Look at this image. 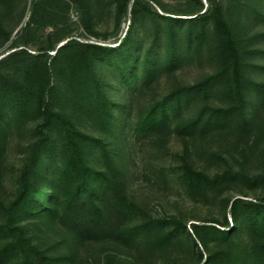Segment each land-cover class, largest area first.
Returning a JSON list of instances; mask_svg holds the SVG:
<instances>
[{
  "label": "trees",
  "instance_id": "1",
  "mask_svg": "<svg viewBox=\"0 0 264 264\" xmlns=\"http://www.w3.org/2000/svg\"><path fill=\"white\" fill-rule=\"evenodd\" d=\"M20 1L0 0V187L8 139L32 124L33 141L13 197L0 200V264H76L72 253L49 256L37 248L26 222L58 226L79 244L132 249L145 237L162 253L180 249L185 235L186 264H264V167L253 176H209L183 160L179 170L192 198L231 184L262 191L249 200L232 196L222 214L190 224V234L180 221L132 226L134 206L116 181L122 146L134 138L248 131V95L261 99L264 84L246 77V59L264 52L245 50L237 34L242 16L264 24V0H232L229 7L223 0H173L170 9L154 0L158 10L146 0H30L27 10ZM71 9L84 36L100 44L72 37ZM105 16L110 34L97 29ZM203 51L217 62L213 73L151 96ZM217 93L225 106L208 104Z\"/></svg>",
  "mask_w": 264,
  "mask_h": 264
},
{
  "label": "rangeland",
  "instance_id": "2",
  "mask_svg": "<svg viewBox=\"0 0 264 264\" xmlns=\"http://www.w3.org/2000/svg\"><path fill=\"white\" fill-rule=\"evenodd\" d=\"M30 0H25L26 10ZM158 10L154 0H146ZM166 8L175 6L173 0H157ZM226 7L232 0H223ZM23 5L20 1L18 7ZM69 17L72 26V37L76 40L98 43L91 37H85L78 26L79 14L71 9ZM27 14L18 23L16 30L23 26ZM105 16L99 24L98 32L108 28L111 23ZM241 29L237 34L242 47L247 51L264 52V24L254 21L251 17L242 16ZM127 21L122 22L118 36L121 38L126 31ZM15 30V31H16ZM50 29L43 32L46 34ZM82 36V37H81ZM110 36V35H108ZM209 43L212 35L209 34ZM109 37L107 43H112ZM4 44L3 48L7 46ZM100 44V43H98ZM115 46L116 44H107ZM52 54V53H49ZM1 57V56H0ZM245 75L254 83L264 84V54L246 59ZM217 62L210 51H203L199 61L185 67L184 71L175 75L170 82L163 78L153 89L152 97L175 83L189 84L198 81L205 75L213 73ZM150 96V97H151ZM147 100V97H146ZM247 118L251 122L245 134L237 136L234 132L209 134L204 138L193 140L182 139L170 133L164 137L152 136L134 138L131 143L124 144L123 158L116 161L118 175L117 184L120 194L134 206L132 226L154 224L159 221L171 223L180 221L190 234V224H201V221L216 218L222 214L225 203L232 196L245 193L249 200L261 194V190L251 191L244 185L231 184L208 192L207 197L192 198L185 188L180 174L181 162H191L197 169L209 176L221 174L223 171L253 176L264 167V96L261 99L253 94L248 95ZM211 107L225 106L227 101L217 93L208 102ZM33 125L28 124L23 132L15 133L8 139L3 162V182L0 187V200L8 201L16 190V181L24 158L27 156L33 141ZM227 210V208H226ZM37 223V222H36ZM34 222H26L27 234L33 244L42 251L52 255H75L76 264H186L184 259L190 255L189 243L184 235L179 244L180 249L170 248L165 253L153 250L151 240L139 239L137 245L130 249L114 245L109 241H88L82 244L73 243L64 230L58 226L51 230L39 228ZM173 224V223H172Z\"/></svg>",
  "mask_w": 264,
  "mask_h": 264
},
{
  "label": "water",
  "instance_id": "3",
  "mask_svg": "<svg viewBox=\"0 0 264 264\" xmlns=\"http://www.w3.org/2000/svg\"><path fill=\"white\" fill-rule=\"evenodd\" d=\"M17 31H18V29H17V30L14 32V34H13V35H15V34L17 33ZM60 45H61V44H60ZM60 45H59V46H60ZM59 46H57V47H59Z\"/></svg>",
  "mask_w": 264,
  "mask_h": 264
}]
</instances>
